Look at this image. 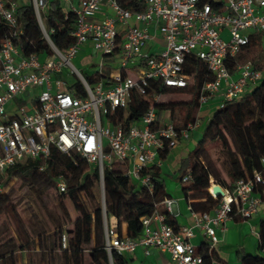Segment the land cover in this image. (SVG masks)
Wrapping results in <instances>:
<instances>
[{"label": "built area", "instance_id": "obj_1", "mask_svg": "<svg viewBox=\"0 0 264 264\" xmlns=\"http://www.w3.org/2000/svg\"><path fill=\"white\" fill-rule=\"evenodd\" d=\"M50 1L31 0L51 54L22 57L10 38L1 45L0 175L30 159L44 160L40 170H47L53 150L78 155L98 168L105 245L111 259L113 251L126 256L143 247L145 255L152 249L166 254L167 264H205L192 242L196 231H202L212 250L220 241L218 229L225 231L236 217L248 220L264 209L258 192L264 184L261 172L254 170L250 178L237 180L232 191L222 188L225 194L213 212H193L189 206L192 226L176 229L156 212L142 219L143 235L132 239L120 232L117 218H107L105 168L118 166L133 181L153 191V182L145 171L161 168V153L188 138L200 119L178 128L165 112L159 115L152 106L140 120L133 121L129 113L131 97L133 93L147 96L154 84L175 88L195 85L194 76L185 72L188 58L203 62L211 77L200 85V107L217 99L218 107L223 108L261 81L263 73L251 60H235L253 34L264 32V0H144L146 9L142 12L125 9L116 0H59L66 11L77 16L75 43L64 52L53 45L43 23L41 13ZM17 7L12 0H0V18L12 27L17 25ZM151 29L164 40L163 48L156 53L144 51L154 38ZM86 44L102 56L99 80L93 84L72 62ZM106 61L119 68L106 72ZM232 62H236L234 73L229 69ZM63 66L78 76L83 96L67 90L68 83L61 78ZM18 96L25 98V103L17 104ZM153 100L163 102L166 95L154 94ZM10 103L14 104L12 110L8 108ZM119 111L122 117L115 123ZM261 164L264 169V156ZM191 181L190 174L183 178L184 183ZM55 188L58 193L66 192L62 175L56 178ZM161 206L172 215L178 208L172 197L165 198ZM67 244L68 237L63 234L62 249ZM211 264L220 263L213 260Z\"/></svg>", "mask_w": 264, "mask_h": 264}, {"label": "trees", "instance_id": "obj_2", "mask_svg": "<svg viewBox=\"0 0 264 264\" xmlns=\"http://www.w3.org/2000/svg\"><path fill=\"white\" fill-rule=\"evenodd\" d=\"M116 1L121 7L131 11L142 12L146 9L144 0ZM41 14L45 29L57 49L64 52L75 43L77 16L72 11H66L59 0H51ZM263 33L253 34L249 44L235 60L237 63L251 60L254 67L263 73L261 81L249 88L242 98L227 102L223 108L217 106L194 150L180 160L179 181L185 199L193 212L210 213L218 206L222 196L213 197L211 179L221 187L232 191L237 180L250 178L254 170L261 172L264 177L261 164V158L264 156V48L261 46ZM6 38L12 40L22 57L52 53L32 2L17 7L16 27L10 26L0 18V49ZM188 61L185 72L195 76L200 62L194 57L188 58ZM235 64L236 62H232L229 65L231 73L235 71ZM83 75L90 84L99 80L97 72ZM205 79H211L207 75V68L203 81ZM67 90L78 97L85 93L78 80L68 83ZM196 90V85L175 88L154 84V90L147 96L133 93L129 107L130 119L140 120L152 106H155L159 115L165 112L169 119L180 121L182 127H185L188 122L197 119L196 114L200 105L198 99L193 97ZM154 94H188L191 98L179 102L167 100L156 102L153 100ZM181 105L186 108L183 117L177 114V108ZM121 117L122 112L119 111L115 123L120 122ZM215 146L219 148L217 157H214L211 149ZM171 150L167 149L161 153L163 161L168 158ZM44 163L41 159L27 160L10 168L8 176L20 175L25 179H32L38 175L44 177L47 184L54 187L56 178L61 175L64 177L67 190L65 193H59L60 201L66 210V203L62 199L66 198L75 206L78 213V217L73 221L72 232L68 236L67 248L62 249L60 239L59 246L63 251L65 264H129L127 256L114 251L111 262L106 250L103 196L98 168L88 164L78 155L61 154L56 150L52 151L49 168L41 171L40 167ZM223 172L227 179H223ZM145 173L150 175L153 182L152 192L133 181L118 166L105 168L104 173V203L107 218H117L121 233V224L126 223L127 235L132 239L143 235L142 219L153 217L156 212L165 216V223L176 229L179 227L176 218L161 206L165 198L172 197L166 189L161 168L153 167ZM187 174L192 176V181L184 183L183 178ZM210 188L212 193L209 191ZM258 192L264 201V184L260 185ZM1 210L13 215L16 212V206L10 195L3 192L0 193ZM259 240V249L262 251L264 221L260 223ZM29 246L28 244L27 247ZM26 248L15 243L5 248L0 241V264H18L16 253ZM199 252L203 255L205 264H211L215 259V250H209L207 244H203ZM237 257L241 264H264V256L260 253L251 255L238 251Z\"/></svg>", "mask_w": 264, "mask_h": 264}, {"label": "rangeland", "instance_id": "obj_3", "mask_svg": "<svg viewBox=\"0 0 264 264\" xmlns=\"http://www.w3.org/2000/svg\"><path fill=\"white\" fill-rule=\"evenodd\" d=\"M14 1L17 5H22L24 2L22 0ZM26 3H31V1L27 0ZM224 37L228 38V33H225ZM261 46L264 48V33ZM78 55L79 60L76 61L74 58L72 62L82 74H91L98 71V64L102 57L101 53L93 55V57L85 61H83V58L90 55L89 51H82V54ZM43 58L46 59L47 57ZM88 62L93 63V65L83 68L82 65L90 64ZM104 68L108 71H113L118 69L119 66L106 61L104 62ZM205 71L206 65L200 62L197 74L193 77V82L197 87L193 97L196 99L199 97V86L203 81ZM61 78L67 83H73L78 79V76L71 74L68 66H63ZM188 98H191L188 94L166 95L167 101L179 102ZM15 102L21 105L25 103V98L18 96L15 98ZM185 113L186 108L184 106L181 105L177 108L179 117H183ZM199 121L201 127L197 131L201 134L197 142L202 137V132L208 123V119H200ZM195 146L191 147V151L194 150ZM211 149L214 157H217L219 148L215 146ZM8 174L7 172L0 175V182L3 187V193L9 194L15 204L16 212L13 215L5 210L0 211V241L2 246L6 248L11 243H15L26 248L28 244L30 245L24 251L21 249L17 251L18 264H65L63 251L59 246L60 239L62 238V233L68 237L72 232L73 221L78 217L75 206L66 198H62L66 203L65 210L56 188L48 185L44 177L36 175L32 179H25L20 175L9 177ZM180 175L178 168L176 171L171 170V173L163 177L168 192H173L176 188L181 190ZM222 177L227 179L224 172ZM211 185L214 187L218 184L214 179H211ZM211 185L210 187L213 188ZM181 194L184 195L183 191H181Z\"/></svg>", "mask_w": 264, "mask_h": 264}, {"label": "crops", "instance_id": "obj_4", "mask_svg": "<svg viewBox=\"0 0 264 264\" xmlns=\"http://www.w3.org/2000/svg\"><path fill=\"white\" fill-rule=\"evenodd\" d=\"M15 2L14 0H12ZM22 4H27V0ZM31 1V0H30ZM19 6V5H18ZM151 33L154 35V38L147 43L144 47L145 52L156 53L160 51L164 46L163 38L155 33L154 29H151ZM82 51H89L90 55L83 58V61L90 59L93 55H97L98 52L94 50L91 44H86L83 46ZM76 61L79 60V55L75 57ZM83 68L92 66L93 63L88 62ZM110 72V71H106ZM14 104L10 103L8 108L9 110L13 109ZM218 106V100L214 99L207 104L199 107L196 117L199 119H210L216 108ZM178 128H182L180 121L172 120ZM201 125L190 131L189 137L182 139L171 151L166 161H163L161 166V171L163 177L168 173H171V170L176 171L180 167V160L186 157L191 152V147L197 144V139L200 137V132L197 131ZM180 189H175L171 194L172 198L177 201V210L173 216L176 218L177 225L192 226L194 224V218L192 212L189 210V204L187 203L185 196L181 194ZM261 221H264V209H261L256 215L248 220H242L239 217H236L234 220L230 221L227 225V230L222 231L221 229L217 230L218 237L220 239L219 243L213 248L215 250V259L217 263L223 264H241V261L237 257V252H246L247 254L257 255L261 254L264 256V253L259 249L260 240H259V228ZM121 231L124 236L127 235V224H121ZM192 242L197 246L198 250L203 244H207V239L204 238L201 230H197ZM129 261V264H167L168 256L156 249L151 250L150 255H145L144 248L138 247L133 254L126 255Z\"/></svg>", "mask_w": 264, "mask_h": 264}, {"label": "water", "instance_id": "obj_5", "mask_svg": "<svg viewBox=\"0 0 264 264\" xmlns=\"http://www.w3.org/2000/svg\"><path fill=\"white\" fill-rule=\"evenodd\" d=\"M215 193L217 196H223L224 195V191H223L222 187H220L219 185H216ZM110 261L112 262L111 258H110Z\"/></svg>", "mask_w": 264, "mask_h": 264}, {"label": "bare ground", "instance_id": "obj_6", "mask_svg": "<svg viewBox=\"0 0 264 264\" xmlns=\"http://www.w3.org/2000/svg\"><path fill=\"white\" fill-rule=\"evenodd\" d=\"M213 187V186H212ZM215 187H216V185L212 188V191L214 192V193H212L211 192V189H209V191L212 193V194H214V195H216V193H215ZM225 194V193H224Z\"/></svg>", "mask_w": 264, "mask_h": 264}]
</instances>
